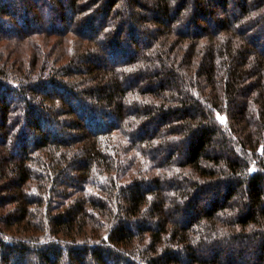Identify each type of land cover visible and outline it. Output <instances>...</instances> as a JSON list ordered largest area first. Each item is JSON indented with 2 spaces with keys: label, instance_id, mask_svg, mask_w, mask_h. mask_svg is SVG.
Listing matches in <instances>:
<instances>
[{
  "label": "trees",
  "instance_id": "obj_1",
  "mask_svg": "<svg viewBox=\"0 0 264 264\" xmlns=\"http://www.w3.org/2000/svg\"><path fill=\"white\" fill-rule=\"evenodd\" d=\"M0 264H264V0H0Z\"/></svg>",
  "mask_w": 264,
  "mask_h": 264
},
{
  "label": "snow or ice",
  "instance_id": "obj_2",
  "mask_svg": "<svg viewBox=\"0 0 264 264\" xmlns=\"http://www.w3.org/2000/svg\"><path fill=\"white\" fill-rule=\"evenodd\" d=\"M220 119H223V117H220Z\"/></svg>",
  "mask_w": 264,
  "mask_h": 264
}]
</instances>
